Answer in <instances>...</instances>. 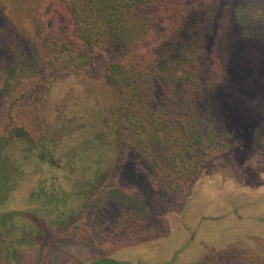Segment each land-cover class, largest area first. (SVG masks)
Here are the masks:
<instances>
[{
  "label": "trees",
  "instance_id": "1",
  "mask_svg": "<svg viewBox=\"0 0 264 264\" xmlns=\"http://www.w3.org/2000/svg\"><path fill=\"white\" fill-rule=\"evenodd\" d=\"M190 1L23 0L15 5L17 15L0 10L1 99L32 79L47 82L76 69L104 73L118 94L98 123L60 110L40 116L39 137L21 119L3 130L0 234L10 239L12 231L32 225L39 237L38 223L47 216L76 236L93 199L111 190L112 153L122 145L147 165L155 189L179 201L207 162L240 148L214 116L216 98L234 113L233 121H257L258 112H235L254 94L264 99V74L249 80L246 73L255 57L264 70V0ZM58 12L65 20L50 32L48 22ZM157 23L163 33L155 40ZM219 37L228 46L229 67L215 81L210 65ZM30 91L24 98L39 102ZM260 140L264 152V131ZM29 171L38 174L27 201L33 208L12 211L8 200Z\"/></svg>",
  "mask_w": 264,
  "mask_h": 264
},
{
  "label": "rangeland",
  "instance_id": "2",
  "mask_svg": "<svg viewBox=\"0 0 264 264\" xmlns=\"http://www.w3.org/2000/svg\"><path fill=\"white\" fill-rule=\"evenodd\" d=\"M17 3L23 0H0V10L12 17L20 9ZM51 18L48 28L56 32L65 18L60 12ZM162 29L161 23L154 27L155 40ZM225 46L219 37L213 47L210 67L215 81L229 67ZM259 61L255 57L249 62V80L264 74ZM30 90L40 96L39 102L24 98ZM117 102L116 90L104 73L94 69L62 72L47 82L32 79L18 94L0 98V135L23 120L31 125L32 136L39 137L40 116L60 110L75 114L81 122L98 123L96 118ZM216 103L220 110L216 108L214 116L223 125L219 126L231 141L237 138L240 148L207 162L183 200L155 189L147 165L122 145L112 153L111 190L93 199L80 218L76 236L45 216L38 223L39 237L32 225L12 231L10 239L0 234V264H94L103 259L120 264H264V152L260 147L264 99L254 94L251 102L238 106L235 114L240 116L258 112L257 121L249 126L233 121L234 113L218 98ZM37 179L38 174L29 171L18 181L8 200L10 210L31 212L27 201ZM88 239L94 243L88 244Z\"/></svg>",
  "mask_w": 264,
  "mask_h": 264
}]
</instances>
